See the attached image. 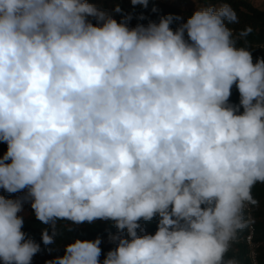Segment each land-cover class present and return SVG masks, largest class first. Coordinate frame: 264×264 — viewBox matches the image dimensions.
Returning a JSON list of instances; mask_svg holds the SVG:
<instances>
[{"label": "clouds", "instance_id": "9594fccd", "mask_svg": "<svg viewBox=\"0 0 264 264\" xmlns=\"http://www.w3.org/2000/svg\"><path fill=\"white\" fill-rule=\"evenodd\" d=\"M130 19L88 0H0V188L26 190L0 195L3 264L40 251L26 200L52 228L45 245L57 221H112L102 264H238L226 256L264 184V57L237 46L252 30L234 35L229 3L175 30L171 14ZM156 217L148 234L140 221ZM101 242L75 239L46 264H101Z\"/></svg>", "mask_w": 264, "mask_h": 264}, {"label": "trees", "instance_id": "16d2710c", "mask_svg": "<svg viewBox=\"0 0 264 264\" xmlns=\"http://www.w3.org/2000/svg\"><path fill=\"white\" fill-rule=\"evenodd\" d=\"M198 8L215 6L219 7L221 3H229L235 10L238 22L229 24L228 27L233 30L234 35L238 37L240 31L251 28V33L243 38H238L237 46L248 47L252 52L253 62L256 58L264 57V9L256 7L248 0H197ZM97 8L109 13L117 22H121L125 17L131 16L128 21L129 27H135L137 24L147 25L149 22L158 23L160 18L169 14L174 17H180L179 20H174L170 27L175 30L181 23H185L187 18L197 9L181 8L173 4H168L164 0H148L147 7L133 6L130 0H88ZM119 6L120 12L115 9ZM143 16V19L140 17ZM92 23L96 24L94 18H89ZM227 23V22H226ZM230 103L239 104L238 90L233 86ZM242 112L243 109L241 108ZM7 150L6 143L0 142V156ZM15 194V193H14ZM14 194L5 192L0 188V195L13 199ZM253 198L257 201L255 205H251L252 214L254 217L255 240L261 243L259 248L260 264H264V184L257 183L252 189ZM20 215V214H19ZM245 219L247 213L244 210ZM24 218L23 231L26 237L33 239L40 245V251L33 257L37 263L46 264L47 261L53 260L55 257L64 255L65 245L72 243L75 239L80 240H94L97 237L101 239L102 254H106L110 249L116 247V243L110 240V235L116 234L117 229L114 227L112 221L96 220L93 223H83L74 225L69 221H57L54 242L45 245L42 241V231L48 229L49 234L52 233V228L49 225L41 223L35 218L33 210L27 215H21ZM159 217L154 218L150 222L140 221L145 232L154 234L157 230V223ZM249 225V223H248ZM248 226L238 233V237L247 232ZM139 232V230H138ZM127 238L126 232L124 233ZM101 257V256H100ZM99 257V259H100ZM227 258H234L238 264H252L248 258L247 246L240 242L236 247L227 253Z\"/></svg>", "mask_w": 264, "mask_h": 264}, {"label": "built area", "instance_id": "2783aa9c", "mask_svg": "<svg viewBox=\"0 0 264 264\" xmlns=\"http://www.w3.org/2000/svg\"><path fill=\"white\" fill-rule=\"evenodd\" d=\"M245 211L247 213V219H248V222H249L247 232L244 235L238 237L237 240L232 242L230 250L234 249L237 244L242 242L248 248V258L250 259L251 263L252 264H260L259 248H260L261 243L259 241L255 240L254 217H253V214H252L251 206L248 205L245 208Z\"/></svg>", "mask_w": 264, "mask_h": 264}, {"label": "rangeland", "instance_id": "374dc122", "mask_svg": "<svg viewBox=\"0 0 264 264\" xmlns=\"http://www.w3.org/2000/svg\"><path fill=\"white\" fill-rule=\"evenodd\" d=\"M164 1L168 4H173L177 7H181L184 9H187V8L197 9L199 7L197 0H164ZM248 1L253 3L256 7L260 8V9H264V0H248ZM16 198H26V190L15 193L13 199H16ZM31 210L32 209L30 206V202H27V200H26V202L23 204V211L19 214L20 215H27V214H29V212ZM148 234H150V233H148ZM105 255L106 254H102L100 257L101 264L105 258ZM36 261H37L36 259L32 258L31 264L37 263ZM0 264H3L2 260H0Z\"/></svg>", "mask_w": 264, "mask_h": 264}]
</instances>
